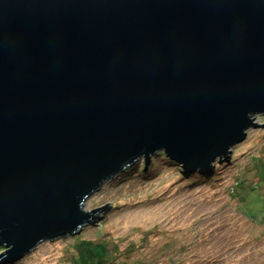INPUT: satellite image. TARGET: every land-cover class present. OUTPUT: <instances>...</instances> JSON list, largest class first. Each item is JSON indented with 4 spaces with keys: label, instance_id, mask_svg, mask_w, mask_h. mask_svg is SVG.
Returning a JSON list of instances; mask_svg holds the SVG:
<instances>
[{
    "label": "water",
    "instance_id": "water-1",
    "mask_svg": "<svg viewBox=\"0 0 264 264\" xmlns=\"http://www.w3.org/2000/svg\"><path fill=\"white\" fill-rule=\"evenodd\" d=\"M264 116V0H0V264L72 237L161 153L207 173Z\"/></svg>",
    "mask_w": 264,
    "mask_h": 264
},
{
    "label": "rangeland",
    "instance_id": "rangeland-1",
    "mask_svg": "<svg viewBox=\"0 0 264 264\" xmlns=\"http://www.w3.org/2000/svg\"><path fill=\"white\" fill-rule=\"evenodd\" d=\"M253 118L264 125L263 115ZM229 157L207 173H184L162 154L146 170L141 159L87 201L86 211L110 207L94 224L6 264H77L86 242L105 245L102 264H264L262 164L261 181L253 176V161L264 163V126L252 127Z\"/></svg>",
    "mask_w": 264,
    "mask_h": 264
},
{
    "label": "trees",
    "instance_id": "trees-1",
    "mask_svg": "<svg viewBox=\"0 0 264 264\" xmlns=\"http://www.w3.org/2000/svg\"><path fill=\"white\" fill-rule=\"evenodd\" d=\"M161 154H162V158L164 157L167 160H170L169 158L166 157L165 154H163V153H161ZM223 162H225V161H223ZM253 163H254V168L256 170V172H254L253 176H254V178H257L259 180V182H260L261 181L260 173H259L258 168L256 166L258 164L259 165L262 164L264 166V163H263V161H259V160H254ZM175 164L179 168H181L180 165H178L177 163H175ZM189 173H194V172H189ZM239 185H240V183L237 182L236 186L234 185L235 187L234 186H232V187L234 189H236ZM260 188L261 187L259 186V184H257L255 186V188L252 189V190H249V188L248 189L247 188L243 189L244 191H247L244 194L243 198H247L250 194H252L254 191H258ZM105 248L106 247H105V245L103 243H101V244H92L91 242L84 243L83 248L81 250V255H80V258H79V261H78L77 264H102L104 262V259L106 258V256H108V253H107V251H105ZM1 251H3V248H0V252Z\"/></svg>",
    "mask_w": 264,
    "mask_h": 264
}]
</instances>
